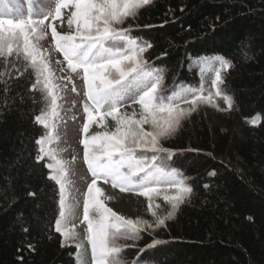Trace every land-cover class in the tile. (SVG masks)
Instances as JSON below:
<instances>
[{"label": "trees", "instance_id": "obj_1", "mask_svg": "<svg viewBox=\"0 0 264 264\" xmlns=\"http://www.w3.org/2000/svg\"><path fill=\"white\" fill-rule=\"evenodd\" d=\"M21 2L0 4V16L14 18L13 10L29 15L28 0ZM117 27L151 44L143 54L145 66L162 74L163 95H190L195 89L214 101L198 102L177 131L160 140L171 151L161 164L164 171L176 169L192 188L164 225L155 227L144 197L110 183L119 199L138 201L133 220L153 225L135 241L118 240L121 264H264V0H152ZM220 58L230 62L228 69L221 68ZM217 69L233 99L231 109L212 88ZM0 73V264H92L81 223L84 198L79 204L70 200L67 176L70 213L61 227L74 235L64 240L55 230L60 191L45 165L53 164L56 175V161L62 160L46 148L50 130L35 120L50 110L43 80L32 90L37 75L22 50L19 56L15 50L0 56ZM41 137L49 155L37 163ZM160 187L175 195L169 181L161 180ZM163 194L153 197L161 217L171 211Z\"/></svg>", "mask_w": 264, "mask_h": 264}, {"label": "snow or ice", "instance_id": "obj_2", "mask_svg": "<svg viewBox=\"0 0 264 264\" xmlns=\"http://www.w3.org/2000/svg\"><path fill=\"white\" fill-rule=\"evenodd\" d=\"M151 3L152 0H56L52 18H60L62 9H68V25L73 30L61 34L51 24L48 25L55 51L63 56L67 69L72 73L82 72L83 95L86 99L83 102L85 119L80 144L92 180L84 193L81 223L86 225L85 238L91 248L92 264H121L118 255L122 246L118 240L123 238L135 241L141 231L153 227L146 221L126 218L106 207L97 181L110 182L113 188L121 192H132L144 197L148 201V212L155 217V227L164 225L165 220L172 218L179 205L192 192V188L185 184L186 178L178 175L176 169L167 173L164 171L161 164L171 158V151L164 148L160 140L173 135L181 121L196 110L198 102L214 105L211 95L204 96L195 89L189 90L190 95L178 97L175 92L163 95L162 74L145 66L147 61L143 54L151 44H142L127 35V29L117 27L127 17H134L138 9ZM0 4L7 6L8 0H0ZM28 5L29 15L26 18L0 16V56L7 58L14 50L19 56L22 50L23 59L37 75L32 90L37 88L42 78L46 98H50V110L36 116L35 120L50 130L47 136L50 141L51 130L55 128L51 121L58 115V86L53 83V73L48 64L42 58L38 60L40 50L31 37L45 24L51 13L34 19L31 0H28ZM20 37H23L22 45L19 43ZM40 38L42 36L37 37ZM219 64L223 69L230 67V62L223 58L219 59ZM65 79L73 84L72 91L76 92L71 78ZM224 83L221 71L217 69L212 88L215 89V95L222 96L227 108L231 109L233 99L221 87ZM126 104L139 105V118L135 110L131 114L121 112L120 109ZM181 104H189L191 107L185 109ZM107 118L114 121V130L89 135L93 124L105 128ZM251 123L255 126L256 121ZM145 125H149L151 130L146 131ZM45 142V137L36 141L40 146L37 163L49 155L45 152ZM163 153L168 156L161 155ZM45 167L50 170L48 178L56 182L60 191V219L56 221L55 230L64 240H68L74 233L71 229L61 227L62 221H66L70 213L66 203L64 162L56 161V175L51 174L53 164H46ZM161 180L169 181V187L175 189V195H168L167 189L160 187ZM162 192L165 202L171 205V211L163 217L157 214L153 206V197ZM29 195L34 196L35 193L30 192ZM156 243L159 241L149 247ZM63 245L64 241L61 242Z\"/></svg>", "mask_w": 264, "mask_h": 264}, {"label": "rangeland", "instance_id": "obj_3", "mask_svg": "<svg viewBox=\"0 0 264 264\" xmlns=\"http://www.w3.org/2000/svg\"><path fill=\"white\" fill-rule=\"evenodd\" d=\"M22 5L21 0H14ZM33 11L36 18H43L45 14L48 15V19L45 20V24L37 29V33L33 34L31 40L36 43L40 50V56L38 59H43L48 64L49 70L53 73V83L58 87L56 92L59 96L57 100L58 115L52 119V123L55 128L51 130L53 139L46 148L55 152L56 157L64 162L66 169V176L69 183L70 200L74 204H79L84 198V193L87 190V186L91 183L92 178L89 177L86 165L83 160V148L80 144V139L83 136L81 131L85 114L83 112V102L85 97L83 95V81L82 72L72 73L67 69V65L63 60V56L55 51V46L52 43L51 28L48 27L51 24L61 34H66L73 29L68 25V9H62L61 17L53 19L54 8L56 0H32ZM22 9V8H20ZM14 18L20 17L15 10H13ZM28 14L24 17L26 18ZM38 36L42 38L37 39ZM59 61V63H57ZM63 69V71H61ZM66 77L71 78L76 86L77 91L73 92V84L69 83ZM121 112H127L131 114L134 110L139 118L140 110L138 107L127 104L123 106ZM114 121L111 118H107L105 128L98 127L93 124L89 129V135L95 134L100 131L114 130ZM145 128V127H144ZM146 130V128H145ZM97 186L101 188L103 196L101 199L110 209L117 214L129 219H135L137 211L139 210L138 201L131 197H125L123 199L118 198V193L115 192L110 182L105 183L103 180L97 181ZM73 228H78V222L74 223Z\"/></svg>", "mask_w": 264, "mask_h": 264}]
</instances>
